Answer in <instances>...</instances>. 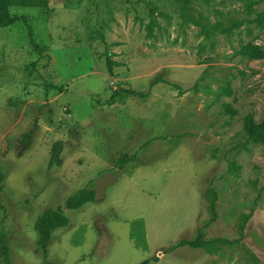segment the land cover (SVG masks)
<instances>
[{
    "label": "rangeland",
    "instance_id": "1",
    "mask_svg": "<svg viewBox=\"0 0 264 264\" xmlns=\"http://www.w3.org/2000/svg\"><path fill=\"white\" fill-rule=\"evenodd\" d=\"M263 4L9 6L31 33L0 28V264H264V145L243 128L264 119ZM79 188L95 200L67 209ZM199 233L208 248L176 245Z\"/></svg>",
    "mask_w": 264,
    "mask_h": 264
},
{
    "label": "trees",
    "instance_id": "2",
    "mask_svg": "<svg viewBox=\"0 0 264 264\" xmlns=\"http://www.w3.org/2000/svg\"><path fill=\"white\" fill-rule=\"evenodd\" d=\"M264 3V0H263ZM48 0H0V28L14 24L18 21L27 23L29 32L31 33V26L27 22L25 15H12L8 11L9 6H23V7H46ZM264 5V4H263ZM262 16V28L264 31V9L261 13ZM249 57L251 59H264V48L260 44L249 43L248 44ZM140 94L141 92H134ZM243 128L249 133V136L256 142L264 145V119L257 122L254 119L253 114L248 113L243 118ZM29 137V134H27ZM61 148L60 142H55L52 145L50 159L48 161V167L59 164L58 152ZM3 174L0 170V183L2 181ZM96 192L94 189L79 188L75 193L69 195L64 202L67 209H78L87 202L95 200ZM69 223V218L65 214L64 209L61 206L56 208H48L44 210L35 220L34 229L37 232L39 243L44 248L51 236L54 229L59 227H65ZM176 245L189 246L191 248H208L210 241L202 238L199 233L193 239H180ZM0 255L5 259L8 258V247L3 239L0 238ZM151 258H146L139 262V264H150Z\"/></svg>",
    "mask_w": 264,
    "mask_h": 264
}]
</instances>
